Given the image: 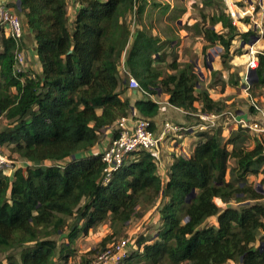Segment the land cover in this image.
Returning <instances> with one entry per match:
<instances>
[{
	"label": "trees",
	"instance_id": "16d2710c",
	"mask_svg": "<svg viewBox=\"0 0 264 264\" xmlns=\"http://www.w3.org/2000/svg\"><path fill=\"white\" fill-rule=\"evenodd\" d=\"M76 1L72 22L68 0L14 4L36 44L42 72L35 78L15 69L23 40L17 44L0 35V116L8 121L0 141L27 163L11 176L0 172L5 264H68L80 233L86 236L108 223L111 233L101 242L104 248L161 197V227L154 237L137 241L138 250L125 264H264V190L247 183L249 175L262 174L259 185L264 186V139L247 128L238 126L228 139L220 126L199 132L192 154L174 157L166 182L156 156L145 150L132 153L105 182L102 153L89 151L133 110L151 121L159 105L146 97L134 104L122 98L129 90V76L122 77L120 70L130 43L125 21L135 7L142 13L141 0ZM218 1L203 4L211 8ZM226 10L216 8L218 13L191 27L208 43L204 51L222 47L223 65L235 40L247 44L255 35L239 32ZM166 42L148 27L136 30L125 59L128 73L148 93L166 94L168 103L187 115L197 113L196 102L202 103L203 113H221L222 102L198 91L194 61L173 58L168 71L158 64ZM257 56L259 81L251 88L264 87V49ZM117 135L114 131L113 138ZM72 218L75 223L61 236ZM212 218L216 224L208 223Z\"/></svg>",
	"mask_w": 264,
	"mask_h": 264
},
{
	"label": "rangeland",
	"instance_id": "374dc122",
	"mask_svg": "<svg viewBox=\"0 0 264 264\" xmlns=\"http://www.w3.org/2000/svg\"><path fill=\"white\" fill-rule=\"evenodd\" d=\"M181 1L182 0H141V7L143 9L142 13L139 14L137 8H134L133 13L129 15L127 21H125L130 26V43L126 46L124 54L127 56V52L132 44L133 35L136 33L138 25H141L144 28L148 27L153 35H157L163 40L167 39V42L162 50L164 57L158 62V64L163 69H166L173 58H177L181 62L194 61L196 65V73L200 76L198 91L200 89H208L209 94L211 93L215 98L219 99V101L224 104L223 111H231L233 113L239 111L248 112L251 114L247 94L241 87L242 78L240 74L241 72H244L246 70L245 63L250 57V54H246L248 44H242V42L238 41L239 39L234 41L232 43L230 55L223 65L222 56L224 55V50L222 49V47L220 45H216L215 47H208L207 50L204 51V47L208 45V43L204 40L202 35H199L195 33V31L191 30V27L195 23L200 22L205 15L211 16L215 12L216 8L219 9L218 12H220V10L225 11V7L227 8L226 3L224 2V0H220L217 2L216 7L213 6L211 8H207L204 7L203 0ZM228 1L231 2L230 0ZM260 2L262 3V5H264L263 0H260ZM171 6H173L174 9L171 8ZM261 8L257 9L258 11H260L258 14H256L257 18L261 16ZM67 9L69 21L72 22L73 14L75 15L76 13L74 0L68 1ZM162 9H164V13H162ZM183 9H185L186 12L184 14H181V11ZM15 12L21 18L17 11ZM249 20L250 18L246 19V21L250 22ZM259 22H261L264 31V21L260 20ZM245 26L246 25L243 26V24L239 23V25L237 26L239 32H246V30L243 28ZM221 29L222 28L220 25H217L215 28V30L218 32H220ZM249 30L255 33L254 36H258L253 28ZM171 40L173 41L172 43L170 42ZM261 43L263 45L264 36L261 42H259V44L255 43L256 45L254 44L255 46L252 48L253 52L255 51L257 53L256 55H258V53L263 51L264 49L263 46L261 47ZM19 52L23 53L24 55V61L19 66L23 73L28 74L30 78L37 77L39 75L36 68L38 62L34 58L31 47L29 46L25 36L23 38L21 50ZM215 53H217V55H215ZM210 56L214 57L212 65L215 73H212V70L210 71L207 67V63L210 61ZM120 67L123 75L122 77H128L129 73L126 62H121ZM167 69L166 71H168ZM223 87H225V92H223ZM249 93L252 98L258 103L260 109L264 111V87H252ZM175 113H178L179 115V112L175 111ZM194 113H192L191 115H187V118L193 123L199 122V118L194 115ZM175 119H177V116L173 115V120H171L170 122L179 126L178 120ZM229 121L231 120L224 116L222 117L220 123ZM7 123L8 121L5 118V114H2L0 116V132L7 126ZM230 123L231 122H229L227 126H231ZM114 131H118V124H116L112 128V135ZM104 136L105 134H103V137L99 143L105 140ZM112 139L113 136L109 138L106 146L104 145V143H101L100 145L98 143L96 145L98 146L97 148L99 149V153H103L108 148V145L110 144ZM172 139H174V137ZM92 150H90L89 152H93ZM4 154L7 156L9 161L13 162V165L10 167V169L7 170V173H11L9 172L10 170L14 171L16 168H25L27 166V163L25 161L19 159L15 154L11 152V148L8 145H5ZM83 154H85V152H83ZM66 162L68 163L69 160L60 162V164H64ZM53 164L55 163L50 162L48 165ZM158 173H160L159 169ZM11 175L12 173L9 174V176ZM161 177L164 178V176L162 175ZM247 183L253 186H257V188L261 190H264V186L259 185L260 175H249L247 178ZM164 201L165 199L161 197L148 213H144L143 216L140 217H135L129 223L126 230L121 233V236H116L115 240L117 241L122 237H129L136 243V247L130 248L131 253L137 251V241L140 238H144L147 240L154 237L158 229L161 227L162 222L160 220L159 210L164 204ZM215 202L219 205V207L223 206L220 200L218 201V199H216ZM74 223L75 219H70L68 221V228L65 229L63 233H61V236L66 235L70 230L69 227ZM208 223L216 224V220L212 218L208 221ZM108 229L110 228L108 223H106L90 231V233L86 236L80 233L79 237L75 241V244L72 246L73 249H75V253L69 259L68 264H89L97 255V253L102 249V240L111 233V230L108 231ZM57 239L61 242L65 241V239H61L59 237H57ZM113 240L114 239H112L111 241ZM111 243L112 242H110L109 244ZM257 245H260L259 242L257 243ZM7 255L8 253H3L0 255V264L6 263ZM227 264L235 263L229 262Z\"/></svg>",
	"mask_w": 264,
	"mask_h": 264
},
{
	"label": "built area",
	"instance_id": "2783aa9c",
	"mask_svg": "<svg viewBox=\"0 0 264 264\" xmlns=\"http://www.w3.org/2000/svg\"><path fill=\"white\" fill-rule=\"evenodd\" d=\"M18 0H0V35L10 37L19 44L25 34L24 25L22 19L16 14L14 4ZM224 0L227 6V13L231 17L233 24L237 27L239 23L246 22L247 18L252 21V28L258 34V38H263L264 31L261 22L256 18V14L259 13L257 9L262 7L260 0ZM137 8V7H135ZM236 8V9H235ZM251 29V28H250ZM246 54H250L249 59L246 61V70L241 80L242 89L247 94L250 108H253L255 115L258 118L252 122H246L243 119L237 120L238 116H242L244 112L233 113L231 111H222L221 113H203L201 110L194 113L199 118V122L194 128L199 132H207L218 125V121L222 120V117L226 116L237 126L247 128L250 133L257 136L264 137V111L260 109L258 103L252 98L249 91L251 85L248 83L247 71L256 70L258 67L257 53L249 48ZM24 61V55L21 52L16 54L15 69L17 73H23L19 67ZM129 90H137L143 96L148 97L150 93L142 89L138 81L129 74ZM252 114V113H251ZM248 116V115H247ZM133 118V117H132ZM131 116L123 118L118 124V135L113 138L108 148L102 153V160L107 164L105 169L106 178L105 182L108 183L112 174L118 170L131 156L132 153L139 150H145L158 156L160 145L163 139L167 138L170 134H176L179 131H183V127L173 125L171 123H165L161 133L156 134L151 129V121L145 118L137 120L132 119ZM189 130V128H188ZM198 132V133H199ZM5 144L0 141V172L6 175L7 170L13 165L12 161H9L4 154ZM186 157L184 154L181 155ZM17 169V168H16ZM136 247V243L129 237H122L111 244L102 248L94 259L89 264H125L127 259L131 256L130 248Z\"/></svg>",
	"mask_w": 264,
	"mask_h": 264
},
{
	"label": "crops",
	"instance_id": "0c3cea01",
	"mask_svg": "<svg viewBox=\"0 0 264 264\" xmlns=\"http://www.w3.org/2000/svg\"><path fill=\"white\" fill-rule=\"evenodd\" d=\"M69 1V0H68ZM18 3V2H17ZM74 3H75V6H76V9L75 11H77L79 9V4L77 3L76 0H74ZM263 4H264V0H263ZM171 8L174 9L173 6H171ZM161 9V8H160ZM236 9V8H235ZM262 12H261V16H259L257 18V15H256V18L260 21H264V5H262V8H261ZM164 9H162V13H164ZM173 12V11H172ZM260 12V11H259ZM73 17H74V14H73ZM22 21H23V25H24V34H25V37H26V40L29 44V46L31 47V51L34 55V58L37 60L38 62V65L36 66L37 68V72L38 74H41L42 72V67H41V64L39 62V59H38V56L35 52V48H36V44L33 40V36L32 34L29 32L28 30V27L26 25V20L24 18H21ZM250 22L246 21L244 23H241L244 25H246L245 27H243L246 32H249L251 30H249L250 28H252V22H251V19L249 20ZM142 29V26L141 25H138V28L137 30H140ZM246 32H243V33H246ZM254 36V35H253ZM252 37V36H251ZM250 37V39H251ZM249 39V40H250ZM262 38H259L257 40V42L255 43H258L261 42ZM236 41V40H235ZM240 41V40H238ZM241 42V41H240ZM245 45V43H242ZM248 44V42H247ZM256 45V44H255ZM251 46L252 48L255 46ZM263 46L264 48V43L262 45L261 43V47ZM249 45H248V49L247 51L249 50ZM246 51V53H247ZM125 59H126V55L124 54L122 56V60L121 62H125ZM208 67V66H207ZM209 69V68H208ZM210 70V69H209ZM211 71V70H210ZM244 72H241V78H243L244 76ZM121 75H122V72H121ZM123 76V75H122ZM242 80V79H241ZM241 87H242V84H241ZM203 91H208V89H201ZM223 92H225V89L223 90ZM210 97L215 100V101H219V99L215 98L214 95H212L211 93L209 94ZM122 98H128L130 100V102L132 104H134L137 100H141V99H144L145 96H143L139 91L137 90H128V92L122 96ZM146 98H149L153 101H156L159 105V112L158 114L153 117L151 119V121L154 123V132L156 134H159L162 132L163 130V126L165 123H171L173 124L172 122H170L171 120H173V115L174 116H177V119L175 120H178L179 122V127H183L184 130L183 131H179L178 133L176 134H170L167 138L163 139L162 142H161V145H160V150H159V153H158V156H157V160H158V169L160 171V175L164 176V178H162V180L164 182H166L168 180V169L169 167L171 166V164L173 163L174 161V157L175 156H181V155H185L186 157L190 156L192 154V152L194 151V148L198 142V132L194 126L198 123V122H191L188 118H187V113L185 112V110L183 109H180V108H176L172 105H170L168 103V96L166 94H161L159 93L158 95H154V94H151L150 93V96L146 97ZM145 98V99H146ZM195 107L198 109V111L201 110V107H202V103L201 102H196L195 103ZM175 111L179 112V115L178 113H175ZM237 113H240L239 111H237ZM244 114H247L248 115V120L249 122H252L254 120H256L258 118V115L256 116L255 114H249L248 112H244ZM133 117V118H132ZM131 118L134 119V120H137V119H140L142 118L141 115L138 113L137 110H133L132 114H131ZM221 121V120H220ZM220 121H218V125L220 127H222L223 129V136L225 139H228L229 136L231 135V133H233L236 129H237V125L234 124L232 121H229L231 122V126H227L229 124V122H222L220 123ZM175 125V124H173ZM178 126V125H176ZM189 128V130H188ZM183 132H187V133H183ZM104 134H105V140L102 141L101 143L106 146L107 143H108V140L112 135V128H109L107 130L104 131ZM251 135L255 136V134H252L250 133ZM257 136V135H256ZM174 137V139H172ZM261 137V136H260ZM264 139V137H262ZM111 140V139H110ZM99 143V145L101 144ZM98 146H95L93 148V152L92 153H99V149L97 148ZM49 164V163H47ZM260 175V180L262 179V174H259ZM248 204L252 203V202H247ZM110 229H108L109 231ZM107 231V232H108Z\"/></svg>",
	"mask_w": 264,
	"mask_h": 264
},
{
	"label": "water",
	"instance_id": "95a60500",
	"mask_svg": "<svg viewBox=\"0 0 264 264\" xmlns=\"http://www.w3.org/2000/svg\"><path fill=\"white\" fill-rule=\"evenodd\" d=\"M18 6H20V0L17 3ZM259 38L257 36H252L251 39L248 42L249 47L253 46L255 44V42H257ZM215 55H217V53H215ZM214 60L213 56H210V61L207 63V66L210 70H213V65L212 62ZM247 79H248V83L249 85H253V83H257L259 81V78L257 76L256 70H248L247 71ZM243 119L244 121L248 122V116L247 114H243L242 116H238L237 120ZM259 192H263V190L258 188ZM194 196V192H192L189 197H188V201L190 200V198H192Z\"/></svg>",
	"mask_w": 264,
	"mask_h": 264
}]
</instances>
